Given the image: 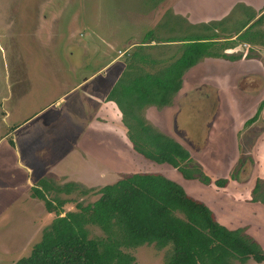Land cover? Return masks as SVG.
Wrapping results in <instances>:
<instances>
[{"label":"rangeland","instance_id":"obj_1","mask_svg":"<svg viewBox=\"0 0 264 264\" xmlns=\"http://www.w3.org/2000/svg\"><path fill=\"white\" fill-rule=\"evenodd\" d=\"M255 13L241 0H0V264L28 255L44 225L73 210L78 201H92L98 187L122 174L166 169L171 175L167 178L176 182L175 168L154 164L132 150L116 104L98 109L95 129L90 127L94 102L88 95H104L116 81H129L138 73L161 75L179 56L185 39L204 32L219 40L240 30L239 34ZM251 21L242 38L233 44L227 41L221 51L240 53L238 59H225L243 60L236 72L264 71V9ZM203 23L211 24L212 31L201 28ZM148 31L152 36L143 38ZM203 58L199 62L206 59L205 64L214 66L184 73L167 106H146L141 115L177 138L205 174L214 179L224 175L221 188L230 180L222 195L239 185H254L256 179L263 180L264 192V139H260L264 111L251 122L252 128L238 130L243 135L238 134L239 143H234L222 125L228 117L220 110L216 89L200 85L207 73L223 69L217 57ZM250 58L258 65H251ZM251 78L241 76L239 82L253 100L264 89V78ZM252 113L243 109L232 116L245 122ZM126 117L132 126V118ZM59 160L60 175L71 174L78 182H58ZM42 189L49 191L43 192L45 199L53 194L59 201L52 202L53 213L47 221L42 217L39 229L24 244L32 223L35 227L41 220L42 215H36L41 206L30 205H38L31 199L42 198ZM258 226L262 243H257L264 251V221ZM89 230L90 236L101 234L95 227ZM168 249L143 244L126 251L134 256L132 264H163Z\"/></svg>","mask_w":264,"mask_h":264},{"label":"trees","instance_id":"obj_2","mask_svg":"<svg viewBox=\"0 0 264 264\" xmlns=\"http://www.w3.org/2000/svg\"><path fill=\"white\" fill-rule=\"evenodd\" d=\"M254 16L256 13L242 26L241 33L237 34L239 30L231 35L235 36L232 40L228 39L231 36L219 40L214 33L205 35V32L185 39L181 42L179 56L161 75L138 73L129 81H116L111 86L105 100L116 104L134 152L154 164H169L183 179H195L217 187L225 185V178L211 181L199 165L190 161L186 148L146 122L141 111L149 105H168L180 87L183 73L203 57L238 59L240 54L221 51L226 48L227 41L233 44L234 40L242 38L260 17L251 21ZM210 25L203 23L201 28L212 31ZM151 36L148 31L143 38ZM129 61L127 56L124 63L127 65ZM261 105L262 102L245 124L257 118ZM126 116L132 118V126ZM262 182L256 179L250 200L264 205ZM94 193L96 198L92 201H78L73 210L55 216L44 225L28 255L17 258L12 264H132L134 256L126 249L143 244H153L159 249L168 246L163 264L264 261V251L245 233V227L226 229L203 202L186 194L180 185L160 172L122 174L98 187ZM89 227H95L101 234L90 236Z\"/></svg>","mask_w":264,"mask_h":264},{"label":"crops","instance_id":"obj_3","mask_svg":"<svg viewBox=\"0 0 264 264\" xmlns=\"http://www.w3.org/2000/svg\"><path fill=\"white\" fill-rule=\"evenodd\" d=\"M230 1H232V3H234L238 0H230ZM241 1L245 2L246 5H251L253 10L256 11V14L264 8V0H241ZM214 58H216V57H214ZM207 59H208V57H207ZM205 60L202 62H199V63L197 62L192 67L188 68L184 73H187V71L191 72L192 70H194L198 67H204L205 68V67H209V66H214V65L205 64ZM215 60L217 62H219V65H220L219 69L222 68L223 70H219L220 72L216 71V70L210 71L209 73H207L206 76H204L205 78L202 79V81L200 82V85H205V86L212 87V88L216 89V92H217L218 97H219L218 102H219L220 106L222 107V109H220V110L223 112V115L225 113V115L228 117L227 122L226 123L224 122V124H222V125L225 127V129L230 130V132H228V133L226 132L228 134V137L231 138V134H232V137L235 139V140H233V142L235 143V141H236L237 143H239L238 142V134H239V136H242L243 132L245 131V126L249 125L246 128H252L254 125L252 123L245 124L244 120L243 121H235V118L233 117L234 114H238L243 109L253 111V113H254L261 102L263 103V106H264V89H262L261 93L258 91L257 92L258 95H256V97L252 100V99L248 98L249 94H251V93H247L242 89L243 87H241V85H240L241 82H239V78L241 76L252 77L249 80H252V79L255 80L257 78L259 79L260 77L264 78V71L262 73H259V71L257 73L256 72H252V73L245 72L244 73L243 71L236 72L237 71L236 68L239 67V64H241V62H243L242 59H239L237 61H230V60H225L223 58L217 57V59H215ZM249 60L251 61V63H250L251 65H254V64L258 65L257 61L254 58H250ZM216 63H215V65H217ZM199 64H201V66H199ZM219 65H217V66H219ZM234 69H235V71H234ZM217 76L219 78L217 80H215V78ZM181 77H183V75ZM245 82H246V80H245ZM224 83H225V86H224ZM262 88H264V79H263V87ZM225 90L227 91V94H226L227 96L224 94ZM107 92L104 95H102V92H101L100 93L101 95L98 94L97 97L88 95V97L90 99H92L91 101L94 102V110L91 112V116H90V127H93L94 129H95L96 121H95L93 116L97 112V110L98 109L99 110L100 109L105 110L106 108H108L109 103L114 104L112 101L105 100V96H106ZM232 105H234L233 108H232ZM152 106H154V105H152ZM165 106H167V105H164L161 107H165ZM263 106L260 107L259 113L264 111ZM228 113L230 116L228 115ZM259 113H258V115H259ZM224 118H225V116H224ZM208 123L210 125L211 121H209ZM262 124H263L262 129H264V122ZM16 127L17 126H14L15 129H16ZM14 128H12V130ZM233 130H235V132ZM238 130H241V131L243 130V132H241V131L238 132ZM234 133H236V134H234ZM165 134L169 135L170 137L175 139L177 142L179 141L177 138L173 137L171 134H168V133H165ZM262 136H264V131L261 132L260 139L261 138L264 139V137H262ZM179 143H180V141H179ZM112 145H113V143H112ZM110 156H111L112 161H113L112 147H111V151H110ZM57 163H58V165L55 168V170H56L57 175H58V176H56L58 182H60V183L62 182V184L78 182V180H73L70 177L71 174L60 175V160L57 161ZM163 164H165L166 166H169L166 163H163ZM154 172H160L163 175H164V173H166L164 175L165 177H167V176L171 177V175H167L166 169H164V171L157 170ZM169 173H172V171H169L168 174ZM178 175H179L178 178H174L176 183L179 182L180 186L183 185L182 189L184 190V192L186 194L193 197L194 199H197V200L203 202L208 207V209L213 213L215 220L219 224H221L222 226H231L230 227L231 229H229V230H233V229L240 228V227H245V233L248 234L250 237L252 236L254 240L256 239L255 240L256 242L259 241V238L261 236L258 234V227H259L258 224L260 222L264 221V205L261 204L260 202H254V201L250 200V198H251L250 192H251L253 185H251L249 187H246L244 185H239L238 187L232 189L231 190L232 192H230L227 196H224V195H222L221 190L224 188H227L228 185L232 184V182L230 180H228V185H226L224 188H221V187L215 186L212 183H210L209 185H204L195 179L194 180H186V179H183L179 173H178ZM206 175L210 177L211 181H213L214 178H212L209 174H206ZM67 176H69V177H67ZM215 178H226V177L223 175V176H218ZM171 179H173V177ZM211 186H214V187H211ZM38 188L40 189V187H38ZM43 192H46V195H47V193L49 194V191L42 189V191H41L42 198H32L31 199L32 203L37 201L38 205L32 204V205H30V208L33 209L35 207L41 206L40 209H38L39 213H36V215H40V216L42 215V216H41L40 222L37 223L35 225V227H34V223H32V227L29 229V235H28L24 244H27L32 239V237L35 235L36 231L40 227L39 225L43 222L42 217L43 218L45 217V220L47 221L48 220L47 216L48 215L50 216V214L53 213V211H50V210H52V205H53L52 202L55 201L54 202V204H55L59 201V197L54 196L53 194H51V196H46L47 198L45 199L44 198L45 193L43 196ZM23 196H25V195L23 194ZM25 200L26 199H24V201ZM68 203H69V201H68ZM64 204H66V203H64ZM228 217L232 218L231 222L227 220ZM230 223H232V225ZM258 243L261 245L262 242L261 243L258 242Z\"/></svg>","mask_w":264,"mask_h":264},{"label":"built area","instance_id":"obj_4","mask_svg":"<svg viewBox=\"0 0 264 264\" xmlns=\"http://www.w3.org/2000/svg\"><path fill=\"white\" fill-rule=\"evenodd\" d=\"M245 46H247V44H245Z\"/></svg>","mask_w":264,"mask_h":264}]
</instances>
